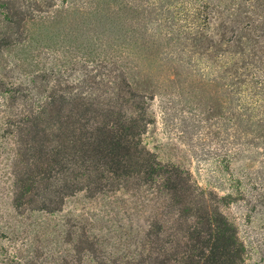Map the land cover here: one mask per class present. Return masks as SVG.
<instances>
[{
    "label": "rangeland",
    "instance_id": "obj_1",
    "mask_svg": "<svg viewBox=\"0 0 264 264\" xmlns=\"http://www.w3.org/2000/svg\"><path fill=\"white\" fill-rule=\"evenodd\" d=\"M243 1L0 0V264L146 256L160 218L152 187L82 191L54 213L15 209L18 130L29 114L53 95L106 99L128 84L150 98L147 149L213 194L245 244V264H264V21L263 54L250 57L255 19Z\"/></svg>",
    "mask_w": 264,
    "mask_h": 264
},
{
    "label": "trees",
    "instance_id": "obj_2",
    "mask_svg": "<svg viewBox=\"0 0 264 264\" xmlns=\"http://www.w3.org/2000/svg\"><path fill=\"white\" fill-rule=\"evenodd\" d=\"M243 2L249 8L240 9L242 14L255 20L250 32L248 24L242 32L250 35V57H256L263 54L256 39L264 21L263 2ZM215 15L217 26L227 29L219 13ZM128 88L118 86L106 99L53 95L41 110L29 114L18 130L22 148L15 209L54 213L82 191L93 196L152 187L160 218L145 235L147 254L140 264H245V244L219 200L199 187L189 172L162 163L144 145L153 124L150 98Z\"/></svg>",
    "mask_w": 264,
    "mask_h": 264
}]
</instances>
